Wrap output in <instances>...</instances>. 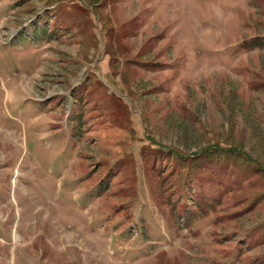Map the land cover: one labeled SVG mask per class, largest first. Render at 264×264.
Masks as SVG:
<instances>
[{
    "label": "rangeland",
    "instance_id": "rangeland-1",
    "mask_svg": "<svg viewBox=\"0 0 264 264\" xmlns=\"http://www.w3.org/2000/svg\"><path fill=\"white\" fill-rule=\"evenodd\" d=\"M0 264H264V0H0Z\"/></svg>",
    "mask_w": 264,
    "mask_h": 264
}]
</instances>
